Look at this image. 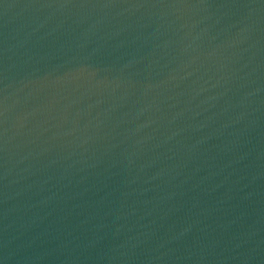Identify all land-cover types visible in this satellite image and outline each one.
Returning a JSON list of instances; mask_svg holds the SVG:
<instances>
[{
  "label": "water",
  "instance_id": "water-1",
  "mask_svg": "<svg viewBox=\"0 0 264 264\" xmlns=\"http://www.w3.org/2000/svg\"><path fill=\"white\" fill-rule=\"evenodd\" d=\"M0 264H264V0H0Z\"/></svg>",
  "mask_w": 264,
  "mask_h": 264
}]
</instances>
